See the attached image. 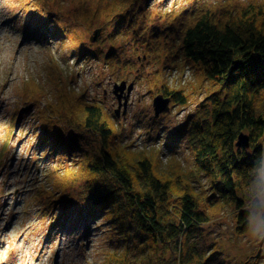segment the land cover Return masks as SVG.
I'll use <instances>...</instances> for the list:
<instances>
[{"label":"rangeland","instance_id":"rangeland-1","mask_svg":"<svg viewBox=\"0 0 264 264\" xmlns=\"http://www.w3.org/2000/svg\"><path fill=\"white\" fill-rule=\"evenodd\" d=\"M110 1L0 0V264H149L147 247L133 226L112 222L104 213L76 217L70 210L61 214V206L51 213L42 209L46 191L51 192L50 172L87 159L86 153L96 152L99 144L92 133L62 124L59 128L65 139L78 138L73 152L66 154L63 145L37 136L36 114L44 102H58V91L62 90L88 104H99L114 115L117 100L113 84L133 81L126 111L122 114L120 108V115L115 117L122 142L135 150L158 148L163 163L175 157L182 166L191 165L184 137L173 146L167 142L185 117L205 101L206 87H195L187 96L186 106L170 104L167 113L153 116L152 99L157 94L152 95L148 80L154 78L155 70L165 69L169 84L179 78L185 84L193 77L188 66L185 72L180 67L172 71L164 68L165 52L159 58L154 52H146L147 48L154 49L149 29L158 32L162 45L173 37L166 35L159 13L192 11L199 6L220 12L227 4L246 6L264 0H150L152 20L147 21L143 35L135 34L138 23H134L109 39L115 20L101 14L91 19L85 15ZM57 27L61 30L58 36L54 35ZM98 27V37L91 41L90 35ZM70 34L80 36L79 46L91 54L78 57L71 53ZM30 80L37 82V89L31 93L25 89ZM191 85H187L190 90ZM30 94L31 101L25 103ZM195 179L198 186L205 182L200 175ZM68 191L77 207H85L81 206L87 203L85 183L70 186ZM233 219L232 207H225L201 230L192 232L189 242L200 257L198 264H243L248 260L264 264V245L254 263L258 240L250 238L248 231L236 234ZM165 250L159 245L157 253L165 258Z\"/></svg>","mask_w":264,"mask_h":264},{"label":"trees","instance_id":"trees-1","mask_svg":"<svg viewBox=\"0 0 264 264\" xmlns=\"http://www.w3.org/2000/svg\"><path fill=\"white\" fill-rule=\"evenodd\" d=\"M149 1L111 0L106 6H98L97 11H86L85 16L91 19L101 14L115 20L109 39L134 23H138L135 34L143 35L147 21L152 20ZM159 14L165 21L166 35L173 38L161 45L158 32L149 29L154 49L147 48L146 52H154L157 58L165 52L163 66L171 71L179 67L184 71L188 66L193 81L184 84L179 78L169 84L165 69L155 70L154 78L148 80L152 95L161 93L170 98L171 106H186L189 93L206 87L205 101L185 117L167 142L173 146L184 137L192 164L182 166L175 157L163 163L156 147L135 150L122 142L114 113L84 102L73 92L59 90V101L44 102L36 114L37 136L63 145L66 154H71L78 138L65 139L59 128L64 124L75 131L92 133L99 145L96 152L86 153L87 159L50 172L51 192L46 191L42 209L51 213L61 206V214L70 210L76 217L104 213L112 222L134 227L147 247L149 264H198L200 257L189 242L192 232L201 230L225 207H232L233 231L245 234L249 184L258 169L264 170V162L259 161L264 158V1H251L246 6L227 4L220 12L199 6L192 11ZM60 32L57 27L54 35ZM70 35L71 53L78 57L90 53L79 46L80 36ZM25 84L30 93L37 89L35 80ZM187 85L194 87L190 90ZM23 101L29 103L31 94ZM240 132L247 134L248 148L236 146ZM197 175L206 183L198 186ZM80 182L87 190L83 208L73 203L68 191ZM159 245L166 248L167 257L157 253ZM248 261L253 264V260Z\"/></svg>","mask_w":264,"mask_h":264},{"label":"water","instance_id":"water-1","mask_svg":"<svg viewBox=\"0 0 264 264\" xmlns=\"http://www.w3.org/2000/svg\"><path fill=\"white\" fill-rule=\"evenodd\" d=\"M100 28L98 27L95 29L90 35V40L94 41L100 32ZM134 88V82L131 81L127 84V81L121 80L119 83L115 82L112 86V93L115 96V100H117V107L113 110L114 114L116 116H119V110L122 108V114L125 113V109L127 108L128 100L130 93L132 89ZM169 103H170V98L164 96L163 94L159 93L155 95L152 99V108L153 109V115L159 116L163 112H168L170 110L169 108ZM237 147H243V148H248L249 147V138L246 133L240 132L238 134L236 142H235ZM264 240H260L258 242L259 249H257L256 257H258L261 253L262 245H263ZM243 264H248V261H245Z\"/></svg>","mask_w":264,"mask_h":264},{"label":"clouds","instance_id":"clouds-1","mask_svg":"<svg viewBox=\"0 0 264 264\" xmlns=\"http://www.w3.org/2000/svg\"><path fill=\"white\" fill-rule=\"evenodd\" d=\"M259 161L264 162V158ZM257 172L258 175L249 184L244 213L248 217L246 223L249 237L260 241L264 240V170L258 169Z\"/></svg>","mask_w":264,"mask_h":264},{"label":"bare ground","instance_id":"bare-ground-1","mask_svg":"<svg viewBox=\"0 0 264 264\" xmlns=\"http://www.w3.org/2000/svg\"><path fill=\"white\" fill-rule=\"evenodd\" d=\"M258 246H259V245H258ZM254 255H256V253H255Z\"/></svg>","mask_w":264,"mask_h":264},{"label":"flooded vegetation","instance_id":"flooded-vegetation-1","mask_svg":"<svg viewBox=\"0 0 264 264\" xmlns=\"http://www.w3.org/2000/svg\"><path fill=\"white\" fill-rule=\"evenodd\" d=\"M128 105V104H127Z\"/></svg>","mask_w":264,"mask_h":264}]
</instances>
